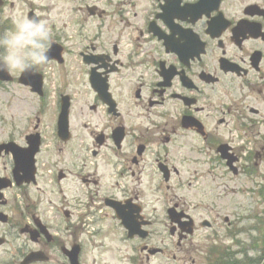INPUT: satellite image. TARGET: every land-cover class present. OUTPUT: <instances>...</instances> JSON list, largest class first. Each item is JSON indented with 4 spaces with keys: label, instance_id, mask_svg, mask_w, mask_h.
<instances>
[{
    "label": "flooded vegetation",
    "instance_id": "af4514ba",
    "mask_svg": "<svg viewBox=\"0 0 264 264\" xmlns=\"http://www.w3.org/2000/svg\"><path fill=\"white\" fill-rule=\"evenodd\" d=\"M96 4L93 20L109 22L130 38L128 51L114 41L79 53L82 64L83 58L94 62L85 66L86 79L95 69L114 109L109 112L92 92L88 111L101 120L102 129L76 143L71 95L58 87L48 90L44 78L40 96L27 88L32 96L55 99L48 123L54 147L44 150L38 135L34 175L28 167L21 180L22 173L13 174L14 163L10 175L0 174L12 180L0 195V264H90V253L98 248L94 243L106 239L126 247L118 250V260H131L129 249L141 238H129L121 216L126 227L140 225L146 231L140 260L148 263L164 254L155 246L163 229L182 250L196 231L177 195L184 166L190 164L205 167L206 178L207 166H222L235 178L246 175L251 164L258 194L264 191V0H106L101 10ZM52 43L64 58L66 49L59 44L64 40L50 41L48 49ZM47 62L65 65V59L61 65ZM63 97L69 104L67 141L57 137ZM40 124L37 118L34 132ZM119 129L122 140L116 144L113 135ZM10 191L12 205L5 197ZM104 221L110 223L102 229ZM241 245L236 243L238 253L229 256L245 253L247 264H258L248 258L254 247ZM228 254L226 248L221 256Z\"/></svg>",
    "mask_w": 264,
    "mask_h": 264
},
{
    "label": "rangeland",
    "instance_id": "374dc122",
    "mask_svg": "<svg viewBox=\"0 0 264 264\" xmlns=\"http://www.w3.org/2000/svg\"><path fill=\"white\" fill-rule=\"evenodd\" d=\"M92 2L93 0H7V4L0 9L1 34L12 29L14 14L26 17L28 10L31 9L35 10L37 17L48 22L50 30L48 43L55 39L64 40V44H61L66 49V64L56 67L46 63L38 68L46 75L48 90L52 91V87L54 90L58 87L71 95L73 100L71 123L76 143L87 142L88 135L98 133L102 129L101 120L88 111L93 96L86 82L87 68L81 63L79 53L96 44L110 47L116 42L126 51L131 45L130 38L125 37L126 33L119 34L114 25L87 17L84 7ZM101 4L107 5L106 0H101ZM113 13L114 9L109 8L108 14ZM17 74L12 73V76ZM54 102L55 99L50 95L41 99L32 96L29 91L15 83H1L0 144L23 143L24 136L31 131L35 120L41 117L39 133L44 140L43 149L53 148V131L48 123L49 114L55 108ZM46 154H43L41 159L43 157L46 159ZM10 169L11 158L9 156L0 158V174L9 175ZM191 169L200 171L197 175L190 176L188 172H192ZM260 170L262 172L264 168ZM183 171L185 173L181 176V186L177 190V195L185 201L186 212L196 222L192 243L190 245L187 243L178 251L175 246L176 240L170 238L168 232L163 229L155 246L163 249L164 254L151 258L146 263L140 260V257L143 258L139 251L142 242L133 241L132 248L129 249L131 260L128 259L129 256L126 260H118V250L123 252L126 247L106 239L102 243H94L98 248L96 253L91 251L90 264L92 258L96 260V264L241 263L246 257L245 253L243 257L229 256L238 253L236 243H242L240 247L243 249L254 247L248 258L258 261V264H264V191L262 196L258 194V179L251 164L247 167L246 175L241 174L235 178L226 174L219 165L207 166V178L204 174L205 167L190 164L184 166ZM5 197L12 205L11 191L7 192ZM204 220L209 223L207 228L202 226ZM109 223L104 221L100 225L103 229L108 227ZM93 230L97 229L93 227ZM226 248L229 251L227 259L221 256L222 250Z\"/></svg>",
    "mask_w": 264,
    "mask_h": 264
},
{
    "label": "clouds",
    "instance_id": "9594fccd",
    "mask_svg": "<svg viewBox=\"0 0 264 264\" xmlns=\"http://www.w3.org/2000/svg\"><path fill=\"white\" fill-rule=\"evenodd\" d=\"M48 22L39 17L12 18V29L0 34V72L25 73L47 63Z\"/></svg>",
    "mask_w": 264,
    "mask_h": 264
},
{
    "label": "water",
    "instance_id": "95a60500",
    "mask_svg": "<svg viewBox=\"0 0 264 264\" xmlns=\"http://www.w3.org/2000/svg\"><path fill=\"white\" fill-rule=\"evenodd\" d=\"M10 77L8 76L7 72H0V81H10ZM2 150H5L6 153H11L15 157V161L17 162L18 166L21 169H24L25 167H28L31 163L30 158L27 160L24 156V152L22 151H15L16 149L12 145H5L0 146V153ZM32 260V257L28 258L26 262H30Z\"/></svg>",
    "mask_w": 264,
    "mask_h": 264
},
{
    "label": "trees",
    "instance_id": "16d2710c",
    "mask_svg": "<svg viewBox=\"0 0 264 264\" xmlns=\"http://www.w3.org/2000/svg\"><path fill=\"white\" fill-rule=\"evenodd\" d=\"M249 262V264H251V261H248ZM228 264H236V262H233V263H228ZM243 264H247L246 262H243Z\"/></svg>",
    "mask_w": 264,
    "mask_h": 264
}]
</instances>
